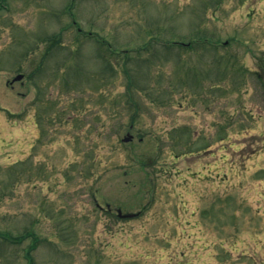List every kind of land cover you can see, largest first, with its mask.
<instances>
[{"label":"rangeland","instance_id":"374dc122","mask_svg":"<svg viewBox=\"0 0 264 264\" xmlns=\"http://www.w3.org/2000/svg\"><path fill=\"white\" fill-rule=\"evenodd\" d=\"M263 59L264 0H0V264H264Z\"/></svg>","mask_w":264,"mask_h":264},{"label":"water","instance_id":"95a60500","mask_svg":"<svg viewBox=\"0 0 264 264\" xmlns=\"http://www.w3.org/2000/svg\"><path fill=\"white\" fill-rule=\"evenodd\" d=\"M21 78H22V76H19V77L17 78V80H19V79H21ZM130 140H132V136H129V137L125 138V141H126V142H128V141H130Z\"/></svg>","mask_w":264,"mask_h":264},{"label":"trees","instance_id":"16d2710c","mask_svg":"<svg viewBox=\"0 0 264 264\" xmlns=\"http://www.w3.org/2000/svg\"><path fill=\"white\" fill-rule=\"evenodd\" d=\"M132 125H133V124H132ZM34 246H35V244L31 247V249H32ZM30 251H31V250L28 251V254H27L28 257H26V258L30 259L29 261H31V258H30Z\"/></svg>","mask_w":264,"mask_h":264},{"label":"flooded vegetation","instance_id":"af4514ba","mask_svg":"<svg viewBox=\"0 0 264 264\" xmlns=\"http://www.w3.org/2000/svg\"><path fill=\"white\" fill-rule=\"evenodd\" d=\"M262 66H264V62L262 63ZM261 68H262V72L264 73V67H261ZM257 73H258V71H257ZM263 80H264V78H263Z\"/></svg>","mask_w":264,"mask_h":264}]
</instances>
